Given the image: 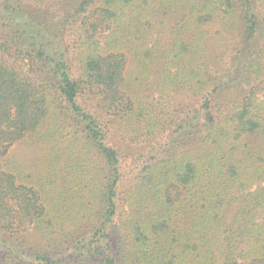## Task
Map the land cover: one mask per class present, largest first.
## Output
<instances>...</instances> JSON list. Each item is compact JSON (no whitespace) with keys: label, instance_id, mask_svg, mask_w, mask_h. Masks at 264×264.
Here are the masks:
<instances>
[{"label":"trees","instance_id":"trees-1","mask_svg":"<svg viewBox=\"0 0 264 264\" xmlns=\"http://www.w3.org/2000/svg\"><path fill=\"white\" fill-rule=\"evenodd\" d=\"M0 264H264V0H0Z\"/></svg>","mask_w":264,"mask_h":264},{"label":"rangeland","instance_id":"rangeland-1","mask_svg":"<svg viewBox=\"0 0 264 264\" xmlns=\"http://www.w3.org/2000/svg\"><path fill=\"white\" fill-rule=\"evenodd\" d=\"M113 130H115V129H113ZM110 136H111V140L114 143L121 144L122 138L118 133H116L114 131V133H112ZM121 145L123 146V148L126 147L124 143H122ZM121 153H122V151H121ZM123 154H124L125 158H128V160H126L127 163H125V165H128V163L131 160L135 159V157H132L129 152L122 153V155ZM35 156H39V154L36 153L34 148H30V147L24 146V145H19V146L12 149L10 158L12 161L20 162V164L22 165V164L28 163V161L31 160L32 158H34Z\"/></svg>","mask_w":264,"mask_h":264}]
</instances>
